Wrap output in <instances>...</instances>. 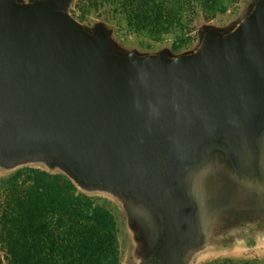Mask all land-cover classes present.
Returning a JSON list of instances; mask_svg holds the SVG:
<instances>
[{
	"label": "water",
	"instance_id": "1",
	"mask_svg": "<svg viewBox=\"0 0 264 264\" xmlns=\"http://www.w3.org/2000/svg\"><path fill=\"white\" fill-rule=\"evenodd\" d=\"M71 0H0V164L45 159L120 194L154 231L153 264L206 241L200 170L264 183V0L191 53L140 54L89 30Z\"/></svg>",
	"mask_w": 264,
	"mask_h": 264
},
{
	"label": "rangeland",
	"instance_id": "2",
	"mask_svg": "<svg viewBox=\"0 0 264 264\" xmlns=\"http://www.w3.org/2000/svg\"><path fill=\"white\" fill-rule=\"evenodd\" d=\"M73 2L67 11L89 30L102 24L110 30L115 47L140 54L168 50L171 56L196 51L203 28L228 31L251 7V0H227L214 16L205 17L198 12L185 31L175 28L160 41H154L129 30L120 18L102 10H74ZM15 187L33 190L63 187L65 196H71L69 208L81 209L90 218L94 213L109 218L115 264H153L149 254L154 245V231L143 212L120 194L84 186L58 163L45 159L12 166L0 164V200L8 189ZM193 187L202 201L206 241L186 255L184 264H264V183L239 179L221 161L213 160L196 173Z\"/></svg>",
	"mask_w": 264,
	"mask_h": 264
},
{
	"label": "trees",
	"instance_id": "3",
	"mask_svg": "<svg viewBox=\"0 0 264 264\" xmlns=\"http://www.w3.org/2000/svg\"><path fill=\"white\" fill-rule=\"evenodd\" d=\"M227 0H74L73 9L102 10L154 41L185 31L201 12L214 16ZM0 200V264H115L108 217L67 205L63 187L10 188Z\"/></svg>",
	"mask_w": 264,
	"mask_h": 264
}]
</instances>
